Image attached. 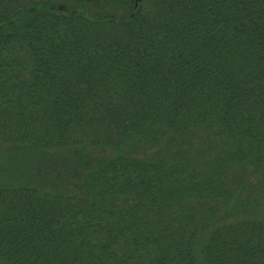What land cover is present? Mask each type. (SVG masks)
<instances>
[{"label":"trees","instance_id":"16d2710c","mask_svg":"<svg viewBox=\"0 0 264 264\" xmlns=\"http://www.w3.org/2000/svg\"><path fill=\"white\" fill-rule=\"evenodd\" d=\"M0 264H264V0H0Z\"/></svg>","mask_w":264,"mask_h":264},{"label":"rangeland","instance_id":"374dc122","mask_svg":"<svg viewBox=\"0 0 264 264\" xmlns=\"http://www.w3.org/2000/svg\"><path fill=\"white\" fill-rule=\"evenodd\" d=\"M77 1L76 0H46V2H49L53 6H57L58 8H62V9H70L73 4L77 3ZM87 2L89 6L99 7L102 8L103 10L105 9L110 10L111 7H113L116 10L124 11L127 0H87Z\"/></svg>","mask_w":264,"mask_h":264}]
</instances>
